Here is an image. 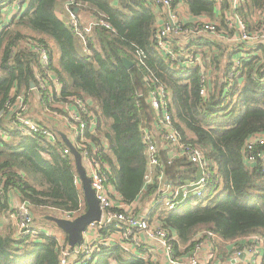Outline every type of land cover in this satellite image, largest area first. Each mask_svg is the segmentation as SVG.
Returning a JSON list of instances; mask_svg holds the SVG:
<instances>
[{
	"label": "trees",
	"instance_id": "16d2710c",
	"mask_svg": "<svg viewBox=\"0 0 264 264\" xmlns=\"http://www.w3.org/2000/svg\"><path fill=\"white\" fill-rule=\"evenodd\" d=\"M67 2H72L70 9H77L81 25L85 17H91L103 18L111 26H95L85 35L88 53L67 19L57 15ZM179 3L189 15L206 16L217 21L220 28L225 27L214 0H173L175 14H180ZM20 10L0 30V129L7 133L6 138L0 135V264H62L58 239L38 230L36 217L63 232L43 216L74 218L86 208L81 184L75 182L79 176L74 157L64 152L67 146L58 136L64 129L56 127L51 118L53 122L30 113L37 123L55 131L57 138L51 143L40 135L11 130L2 117L13 88L16 94L24 93L29 103L32 96L40 111L59 112L48 95L37 88L34 69L43 70L26 46L27 38L46 45L50 72L60 83L61 97L75 96L91 103L96 124L94 132H85L90 141L88 149H95V157L108 165L109 183L125 204L138 201L143 205L160 198L159 183L144 181L147 156L142 134L155 118L146 101L147 93L156 84L165 88L179 142L199 148L211 173L203 196L178 197L180 201L177 199L169 210L158 202L147 216L148 221L157 222L173 235L176 255L189 254L207 231L218 236L213 240L215 255L209 264L228 260L231 251L224 248L223 241L250 235L264 239V164L258 159L248 165L242 158L246 140L264 131V64L257 66L259 57L243 61L240 74L228 88L225 75L233 47L202 36L196 46L205 67L212 69V87L201 99L199 66H176L178 59H167L156 45L159 8L155 0H24ZM237 12L247 30L253 32L264 20V0H241ZM177 39L181 38L173 39V49L179 52L174 46ZM123 57L132 62L130 68L123 65ZM255 67L256 79L252 78ZM160 153L164 161L165 151ZM157 170L172 188L199 176V167L182 157ZM12 192L19 202L29 205L33 228L39 234L16 235L14 207L9 204ZM110 231L99 229L101 240ZM63 233L64 247L73 249ZM99 242L91 258L79 257L70 264H160L150 255H137L116 242Z\"/></svg>",
	"mask_w": 264,
	"mask_h": 264
},
{
	"label": "built area",
	"instance_id": "2783aa9c",
	"mask_svg": "<svg viewBox=\"0 0 264 264\" xmlns=\"http://www.w3.org/2000/svg\"><path fill=\"white\" fill-rule=\"evenodd\" d=\"M172 1L155 0L162 14L161 22L157 24L154 34L157 47L167 59L172 61L178 59L176 66H199V96L201 99H205L211 91L212 77L211 70L205 67L200 53L196 52L198 47L196 45L199 44L197 41L200 42L202 36H210L212 39L220 37L227 42L238 45L239 50L232 57L231 65L225 75L227 87L230 88L233 84V79L238 77L241 72L243 61L253 57V53L242 49V45L261 40L264 45V20L260 28L250 32L247 30L242 16L237 12V7L240 5L241 0H214L218 13L223 16L224 29H221L217 22L202 18L203 16L196 17L194 22L186 23L173 12ZM23 3L24 0H0V30L7 26L15 15L19 14ZM71 3L67 2L65 4L68 12L66 23L80 37L83 51L88 53L85 35L90 34L92 28L95 26L107 28H111V26L103 18L95 19L91 17L81 25L75 11L68 6ZM226 3H228V6H226ZM11 5H14V9L11 8ZM230 32L232 33L229 34ZM178 36L183 41V46L179 48V52L173 49V39ZM25 44L36 55L39 67L43 70V73H41L38 67L34 69L37 88L48 95L49 102L52 103L51 105L59 109L58 113L64 118L62 123L63 132L81 154L85 173L90 179V185L101 209L100 220L92 222L88 226L95 227L98 231L102 228L111 230L106 238L99 241H103L105 244L116 242L127 251L136 254V251L141 247L139 234H143L146 239L158 243L162 249L166 264H200L197 253L202 248L206 249L204 263L209 264L215 255L213 240L218 239V236L214 232L207 231L206 237L197 242L189 254L176 255L172 243L173 235L171 237L167 229L155 221H148L147 215H140L134 207L123 205V202H116L111 197L107 174L109 167L105 162L95 157V149H88L90 141L85 137L87 130L94 132L96 124L95 116L90 110L91 103L75 96L63 99L59 92L60 83L50 72V57L46 45L34 38H27ZM261 64H264V48L262 54L259 56L257 66ZM256 68L252 73V78L254 79L257 78ZM54 92H56V101ZM166 98L167 91L162 85H154V88L150 89L147 93L146 101L153 109L155 118L150 128L143 129L142 140L145 144L147 156L144 181L148 184H152L155 181L159 183L158 191L160 198L154 204L162 202L164 209L169 210L180 201L179 198L183 200L190 195L203 196L209 185L211 173L199 148L196 146H184L179 142V136L171 123V115L167 109ZM4 110L5 114L2 117L4 118V122H8L11 130L23 135H40L51 143L56 141L57 136L55 135V131L49 129L46 125L37 123L30 115V103L24 93L16 94L13 88L5 103ZM0 135L6 138L7 133L0 129ZM159 139H163L167 144L164 150L166 155L164 161L160 153ZM64 152L68 153L70 151L66 147ZM179 157L185 158L187 161L197 165L199 167V176L196 180L184 186L172 188L164 180L163 172L157 169H161L164 163L170 164L175 158ZM242 158L248 165L255 164L258 159L262 160L264 164V131L254 134L246 140L242 149ZM152 173L155 175L154 177ZM75 182L78 185L81 184L79 178L75 179ZM64 218L73 219L69 215ZM12 219L16 226V235L18 237L31 236L38 233L33 228L32 213L26 202L20 201L15 204ZM38 230L45 231L48 235L55 236L58 239L61 247L59 258L62 264H70L79 257L89 259L96 249V241L82 242L75 245L73 249H70L69 247H64V240L55 232L51 230L46 231L42 227ZM229 243H231L230 256L234 262L239 260L241 256H244L247 258L245 264H264L263 238L250 235L248 237L237 238L231 242L229 241Z\"/></svg>",
	"mask_w": 264,
	"mask_h": 264
},
{
	"label": "crops",
	"instance_id": "0c3cea01",
	"mask_svg": "<svg viewBox=\"0 0 264 264\" xmlns=\"http://www.w3.org/2000/svg\"><path fill=\"white\" fill-rule=\"evenodd\" d=\"M226 6H228V3H226ZM11 8L14 9V5H11ZM177 8L178 10H180V14L178 13V17L181 18L184 22L186 23H191V22H194L196 20V17H193L191 15H189L184 9V5L182 3H179L177 5ZM217 11V14L218 15H221L218 13V10L216 9ZM57 15L60 17V18H64V19H67L68 18V12H67V9L65 7V5H62L58 11H57ZM162 18V14L160 13L159 11V15H158V18H157V24L159 22H161ZM202 18H206V19H209L208 17L206 16H203ZM88 18L85 17V20H87ZM214 22H217V21H214ZM218 23V22H217ZM219 25V24H218ZM225 27L221 28V29H224ZM232 32H230L229 34H231ZM179 37V36H178ZM177 38V37H175ZM216 38H219V39H216ZM178 41L175 43V47H182L183 46V41L182 39H177ZM213 41L215 40H218L219 42L221 43H224V44H229L230 46L233 47V49L231 50V55L229 57V61H230V65H231V62H232V57L234 56V54L239 50V46L234 44V43H231V42H227L225 41L224 39L220 38V37H215L212 39ZM263 41H259V42H256V41H252V42H248V43H245L244 45H242V49H246V50H249L253 53V56L255 57H259L262 52H263V48H264V45L262 43ZM202 45V44H201ZM200 45V46H201ZM196 52H199V47H197L196 49ZM215 52L217 53V50H215ZM200 53V52H199ZM200 56H201V53H200ZM202 59V58H201ZM203 61V59H202ZM229 65V67H230ZM207 68V67H206ZM212 71L211 68H208ZM229 69V68H228ZM212 73V72H211ZM57 127V126H56ZM62 129V128H60ZM59 132V131H58ZM159 144H160V147H161V150L164 151L165 150V147L167 146L166 142L163 140V139H159L158 140ZM152 176L154 177L155 175L152 173ZM109 190H110V195L111 197L116 201V202H120L122 203L121 201V198L119 196V194L117 193V191L115 190L114 186L111 185L109 183ZM19 202L18 200V197L17 195L12 192L9 196V204L11 207H14L15 204H17ZM155 202V201H154ZM154 202H152V199H149L145 204L141 205V203L135 201L133 202L132 204H124L122 203L123 205H130L131 207H134L137 212H139V214L141 215L142 212L144 211V209L147 207V211H146V215L148 216L151 212V209L153 208V206L155 205ZM154 204V205H153ZM145 215V216H146ZM4 219V218H3ZM5 220V219H4ZM52 232H55L56 234H58L61 239L64 240V233L61 232V231H54L51 229ZM110 233V232H109ZM82 237H83V240L82 242H92V241H99L102 239V236L99 234V231L97 230V228L95 227H92V226H87L86 230L82 233ZM139 237H140V242H141V247L136 251V254L137 255H150L152 259L154 260H157L159 261L160 264H166L165 263V257L163 256L162 254V249L161 247L158 245L157 242L155 241H150L148 239H146V237L143 235V234H139ZM216 240V239H215ZM240 240V239H239ZM116 241V240H115ZM231 242V241H230ZM224 248H226L227 251H231V243H229V241L227 242H224ZM183 254H188V253H183ZM183 254H180V255H183ZM198 255V260H199V263L200 264H205L204 263V260H205V254H206V249L205 248H202L200 251H198L197 253ZM231 255V254H230ZM229 255V258L227 261H220L217 259V261H213L212 264H245V261H246V257L244 256H241L239 260L237 261H233L231 256Z\"/></svg>",
	"mask_w": 264,
	"mask_h": 264
},
{
	"label": "water",
	"instance_id": "95a60500",
	"mask_svg": "<svg viewBox=\"0 0 264 264\" xmlns=\"http://www.w3.org/2000/svg\"><path fill=\"white\" fill-rule=\"evenodd\" d=\"M77 11V9H75ZM123 65L126 68L132 66V62L127 58H122ZM33 86V84H32ZM61 140L68 147L70 153L74 157L76 170L80 179L83 198L85 200L86 208L84 212L77 215L73 219H67L64 217H57L52 215L43 216L44 219L54 222L56 226L61 229L66 234L67 244L72 247L81 244L83 237L82 233L86 230L87 226L95 221H99L101 217V209L99 207L98 201L95 197L94 191L90 185V179L85 173V169L82 163L81 154L75 148V146L70 142L67 135L59 131L58 132ZM147 207L142 212V216L146 215Z\"/></svg>",
	"mask_w": 264,
	"mask_h": 264
},
{
	"label": "rangeland",
	"instance_id": "374dc122",
	"mask_svg": "<svg viewBox=\"0 0 264 264\" xmlns=\"http://www.w3.org/2000/svg\"><path fill=\"white\" fill-rule=\"evenodd\" d=\"M178 11H180V10H178ZM181 12V11H180ZM31 103H30V105H31V108H33V110L30 112L35 118L36 117H38V116H41V115H43L45 118H47V119H49V120H51V119H53L54 121H55V126H58V128H62V129H64L63 128V126H62V123H63V121H64V118L57 112V111H53V110H48V112H42V111H40L37 107H38V105H36V102L34 101V98L31 96ZM51 118V119H50ZM53 120H51L52 122H53ZM68 133H70V132H68ZM71 134V133H70ZM36 227H41L42 226V228H46V229H48V230H51V228L50 227H48L47 225H45V224H47V223H44V220H42V219H39V218H37L36 217ZM52 230H54V231H58V229L57 228H54V229H52Z\"/></svg>",
	"mask_w": 264,
	"mask_h": 264
}]
</instances>
